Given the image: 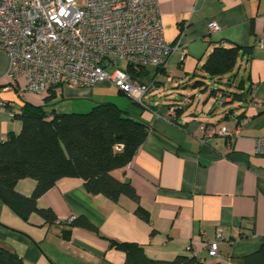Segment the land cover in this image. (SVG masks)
Masks as SVG:
<instances>
[{
	"label": "crops",
	"instance_id": "crops-1",
	"mask_svg": "<svg viewBox=\"0 0 264 264\" xmlns=\"http://www.w3.org/2000/svg\"><path fill=\"white\" fill-rule=\"evenodd\" d=\"M158 4L166 39L179 45L164 66L140 71L136 80L149 87L145 106L118 91L133 105H116L144 121L149 132L131 162L111 173L131 183L149 221L135 213L137 204L125 196L114 203L88 193L81 179L62 178L37 201L39 208L53 211L54 224L36 213L25 221L0 200V248L24 264H125V253L109 247L108 240L137 244L153 260L188 255L192 246L203 264H243L264 243V157L255 153L257 139L264 137V111L252 102V94L264 102V0ZM211 23L218 26L212 33ZM232 44L251 48L249 56L237 61L236 71L252 94L220 105L214 90L235 89L215 83L201 67L214 47ZM8 70L9 58L0 51V141L20 133L22 124L13 113L24 103L43 106L53 93L56 98L47 109L58 113L114 102L101 93L112 88L106 83L58 86L43 95L20 96L11 87ZM196 82L202 85L193 88ZM186 97L191 102L183 104ZM179 104L181 113L169 116L168 109ZM243 119L247 122L240 125ZM211 126L240 129L233 139L215 136L203 143V128ZM35 186L34 180L23 179L15 189L30 196ZM78 217L86 218L99 235L67 225ZM218 230L223 240L218 256L210 257L208 242L216 239Z\"/></svg>",
	"mask_w": 264,
	"mask_h": 264
},
{
	"label": "built area",
	"instance_id": "built-area-1",
	"mask_svg": "<svg viewBox=\"0 0 264 264\" xmlns=\"http://www.w3.org/2000/svg\"><path fill=\"white\" fill-rule=\"evenodd\" d=\"M217 29L210 24V33ZM178 45L165 37L158 0H0V51L9 58L7 77L20 96L43 95L58 86L106 83L145 106L149 87L134 79L128 68L139 73L162 67ZM119 62L126 67L121 69ZM213 96L220 105L231 101L219 89ZM182 102L191 100L186 97ZM252 102L264 111V102L253 94ZM179 107H170L169 116L175 117ZM246 122L243 119L240 125ZM239 129L205 127L201 141L215 136L233 139ZM255 153L264 157V137L257 139ZM222 240L218 230L216 239L208 242L210 257L218 256ZM187 250L202 263L194 247Z\"/></svg>",
	"mask_w": 264,
	"mask_h": 264
},
{
	"label": "trees",
	"instance_id": "trees-1",
	"mask_svg": "<svg viewBox=\"0 0 264 264\" xmlns=\"http://www.w3.org/2000/svg\"><path fill=\"white\" fill-rule=\"evenodd\" d=\"M250 52L251 48L234 44L216 46L201 67L215 83L235 89L227 91L219 87L227 91L231 102L252 94L251 86L245 88V80L239 79L236 71L237 61L249 56ZM128 73L134 79L141 75L132 68H128ZM201 85L196 82L193 88ZM55 98L54 93L48 95L43 106L24 103L20 112L13 113L22 128L19 134L10 133L7 140L0 141V200L25 221L36 213L51 225L57 219L52 210L38 207V199L58 180L78 178L93 196H103L114 203L121 196L129 198L137 204L135 213L149 221L131 183L121 182L111 174L131 162L145 141L149 126L112 102L98 104L86 113L48 110ZM182 109L177 108V116ZM23 179L36 182L30 196L19 194L15 189ZM67 225L99 235L98 229L84 217L73 218ZM108 241L109 247L125 253V264H203L189 255H178L173 260H153L137 244ZM0 264L24 263L15 254L0 248ZM243 264H264V243L255 254L245 258Z\"/></svg>",
	"mask_w": 264,
	"mask_h": 264
},
{
	"label": "rangeland",
	"instance_id": "rangeland-1",
	"mask_svg": "<svg viewBox=\"0 0 264 264\" xmlns=\"http://www.w3.org/2000/svg\"><path fill=\"white\" fill-rule=\"evenodd\" d=\"M118 65H119V67L121 69L126 67V64L124 62H119ZM224 88H225V86H224ZM101 93L107 94V96H110L111 98H113V101L115 102V104L118 103L119 105H122V104L133 105L132 101L128 97H126L124 95H119L118 94V90L116 88H113V86H112V88H109V87L107 88L106 87L104 89H101ZM65 101H67V100L66 99L65 100H61V101H59V104L62 105L63 103H65ZM114 102H112V103H114ZM143 102L146 104V100L145 99L143 100ZM90 110L91 109H89L87 111H84V112L86 113V112H89Z\"/></svg>",
	"mask_w": 264,
	"mask_h": 264
}]
</instances>
